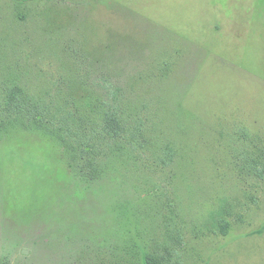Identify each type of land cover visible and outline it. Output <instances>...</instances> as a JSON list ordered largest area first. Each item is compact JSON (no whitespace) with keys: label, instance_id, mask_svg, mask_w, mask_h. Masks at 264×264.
<instances>
[{"label":"rangeland","instance_id":"374dc122","mask_svg":"<svg viewBox=\"0 0 264 264\" xmlns=\"http://www.w3.org/2000/svg\"><path fill=\"white\" fill-rule=\"evenodd\" d=\"M152 262L264 264V0H0V264Z\"/></svg>","mask_w":264,"mask_h":264},{"label":"trees","instance_id":"16d2710c","mask_svg":"<svg viewBox=\"0 0 264 264\" xmlns=\"http://www.w3.org/2000/svg\"><path fill=\"white\" fill-rule=\"evenodd\" d=\"M15 3H27V2H33V1H41V0H11ZM45 1H51V0H45ZM22 100L20 99V95L15 94L14 92H11L8 94L6 99V108L7 110H10L12 112H19V108L21 107ZM29 116L32 117L34 120V124L37 128L40 129H47L49 126L54 125L55 121L51 119H46V115H43V113H40L38 111V108H35L33 110H30L27 112ZM55 113H60V109H56ZM57 116L53 115V118H56ZM112 122H114V119L111 118V116H108L103 120L104 128H102L105 131L114 130L112 127ZM109 130V131H110ZM71 132V130H68V133ZM69 136H74L73 133H69ZM149 264H155V263H149Z\"/></svg>","mask_w":264,"mask_h":264}]
</instances>
